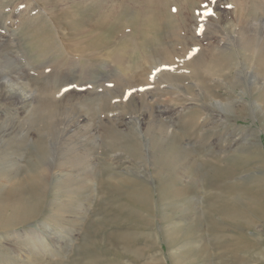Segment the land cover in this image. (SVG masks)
Listing matches in <instances>:
<instances>
[{"label": "rangeland", "instance_id": "1", "mask_svg": "<svg viewBox=\"0 0 264 264\" xmlns=\"http://www.w3.org/2000/svg\"><path fill=\"white\" fill-rule=\"evenodd\" d=\"M183 10L0 0V264H264V28Z\"/></svg>", "mask_w": 264, "mask_h": 264}, {"label": "bare ground", "instance_id": "2", "mask_svg": "<svg viewBox=\"0 0 264 264\" xmlns=\"http://www.w3.org/2000/svg\"><path fill=\"white\" fill-rule=\"evenodd\" d=\"M122 1H126V0H122ZM167 1H169V0H167ZM171 1L178 2V0H171ZM240 1H244V0H216V3L210 5V7L214 11L215 15H213L211 17H207V16L204 15L205 8L203 7V5H205L206 3H209V0H183L184 9L188 11L187 14H184V11L185 10H183L181 12L184 15L183 17H185L184 20L187 21V23L185 24V28L188 29V30H190V31H195V30L197 31L199 27L200 28L201 27L202 28H206V27H208L210 25H219V26H221V24L224 22V24H223V27L224 28H226L228 26V24L229 25H232V26H230L229 29H233V31H234V29H235L234 27L240 28L239 30H242L243 36L245 35L246 37L251 38V37L247 36V33H246V32H250V28L247 25H245L246 22H248V20H257L259 22V26L261 25L260 26V29H263L264 28V19L259 17V15L260 16H262V15H261V13H259V10L258 9H251V8L248 7V5L245 2L240 3ZM258 2H260V6L256 4L257 8L264 9L263 7H261V4L263 2L262 1H258ZM191 5H192V8H191ZM227 5H232V7H227ZM226 8H233V10L237 12V15H238V23L231 22L232 21V18H228L227 15H225L223 13L222 10L223 9H226ZM179 11H180V9H178V12ZM234 11L232 13H234ZM49 12L51 13L50 10H49ZM49 12H47V13H49ZM43 13H45V10H44ZM52 13H54V12H52ZM251 14L252 15H255V16L254 17H251V18L250 17L248 18V15H251ZM45 15H46V13H45ZM48 16H47V18H48ZM183 17H182V19H183ZM49 20L52 21L51 19H49ZM242 20L244 21L243 24H241ZM52 24H54V23H52ZM194 27H196V28L194 29ZM196 35L192 36V38H196L195 37ZM227 38L231 41V44H232V42H233L232 39H230V37H227ZM219 43H221V45H222L223 42L220 41V42H218L216 44V47L218 49L222 48ZM224 45H225V43H224ZM226 45L224 47H226ZM87 63L90 64V65L92 64L89 60L87 61ZM232 64L235 65L234 62ZM80 85H82V84H78V85H76L74 87L75 91L78 92V90L81 91L80 89L84 88V87H82V88L79 87ZM95 87L96 86H94L93 88H91V90H88V92H90V91L92 92V89H94ZM25 97H27V96H25ZM27 98H29V97H27ZM26 102L27 103H26V106L25 107H30L32 105V102L33 101L30 100V98H29ZM77 123L79 124V123H81V121L78 120ZM90 180H91L90 178L89 179L86 178L85 181H83V184L84 185H88L90 183ZM22 235H23V233L20 234V236H22ZM36 236L35 235L34 236L31 235L28 238L29 239H35ZM38 238H39V240H42L43 239L42 236H41V234L38 235ZM41 244H42V242L39 243V245H41Z\"/></svg>", "mask_w": 264, "mask_h": 264}, {"label": "snow or ice", "instance_id": "3", "mask_svg": "<svg viewBox=\"0 0 264 264\" xmlns=\"http://www.w3.org/2000/svg\"><path fill=\"white\" fill-rule=\"evenodd\" d=\"M216 3V0H209V3H206L205 5H203V7L205 8V13L204 15L207 17H211L213 15H215L214 11L212 10V8L210 7L211 4ZM227 7H232V5H227ZM175 11V9H173ZM204 29L201 27L199 30L200 34H203Z\"/></svg>", "mask_w": 264, "mask_h": 264}]
</instances>
